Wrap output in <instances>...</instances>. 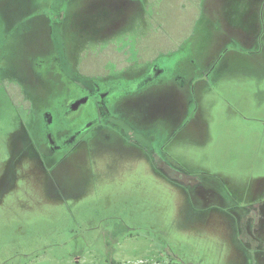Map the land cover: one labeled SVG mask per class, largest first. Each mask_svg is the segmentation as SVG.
Instances as JSON below:
<instances>
[{
    "label": "rangeland",
    "instance_id": "374dc122",
    "mask_svg": "<svg viewBox=\"0 0 264 264\" xmlns=\"http://www.w3.org/2000/svg\"><path fill=\"white\" fill-rule=\"evenodd\" d=\"M0 264H264V0H0Z\"/></svg>",
    "mask_w": 264,
    "mask_h": 264
},
{
    "label": "flooded vegetation",
    "instance_id": "af4514ba",
    "mask_svg": "<svg viewBox=\"0 0 264 264\" xmlns=\"http://www.w3.org/2000/svg\"><path fill=\"white\" fill-rule=\"evenodd\" d=\"M158 66L156 68L150 70L154 77L158 76L159 72ZM103 72H105L103 70ZM100 73V75H107L104 73ZM79 73V72H78ZM80 74V73H79ZM91 76V77H90ZM87 77L86 81L84 82H77L78 93L72 97V99H68L69 105V118L71 121L80 120L82 117H85L87 114L91 113L93 118H89L87 122L81 127L79 130L73 132L69 136H62L60 140L59 137L53 135L52 133H48L49 137L45 142V147L50 150L54 151L55 149L63 148V147H75L73 145H69L76 137V135L80 134L81 131H84L86 128L92 125H96V128L99 129V133H104L101 130H105L107 128L108 120L106 119L105 122H101L100 120H104L101 116L105 115V118L108 114H111L110 111V104L108 103V97L110 93L115 89L114 86H111L107 80L95 78L94 74ZM180 78V77H179ZM175 80L174 87L175 90H178V87H182L185 85V81L180 78ZM96 79V80H95ZM105 81V82H104ZM179 81V84H178ZM91 103V107L89 109L84 108V105ZM93 109V112H92ZM110 123V122H109ZM111 124V123H110ZM60 141V142H59Z\"/></svg>",
    "mask_w": 264,
    "mask_h": 264
},
{
    "label": "snow or ice",
    "instance_id": "6c2138e0",
    "mask_svg": "<svg viewBox=\"0 0 264 264\" xmlns=\"http://www.w3.org/2000/svg\"><path fill=\"white\" fill-rule=\"evenodd\" d=\"M67 178H68L69 180H71V179H72L71 175H69Z\"/></svg>",
    "mask_w": 264,
    "mask_h": 264
}]
</instances>
